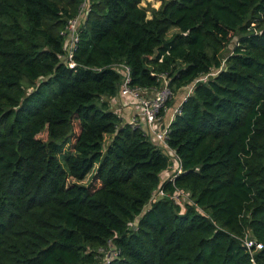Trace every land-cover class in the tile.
Instances as JSON below:
<instances>
[{
	"label": "trees",
	"instance_id": "16d2710c",
	"mask_svg": "<svg viewBox=\"0 0 264 264\" xmlns=\"http://www.w3.org/2000/svg\"><path fill=\"white\" fill-rule=\"evenodd\" d=\"M142 1L0 0V264H264V0Z\"/></svg>",
	"mask_w": 264,
	"mask_h": 264
},
{
	"label": "built area",
	"instance_id": "2783aa9c",
	"mask_svg": "<svg viewBox=\"0 0 264 264\" xmlns=\"http://www.w3.org/2000/svg\"><path fill=\"white\" fill-rule=\"evenodd\" d=\"M82 9H84V5H82ZM82 17L83 16L78 15L74 20L69 21L67 28H66V31L69 34V38L71 40V43L67 46V52H68L69 57H71V51L73 50V43L77 41L76 31H77L78 21ZM70 66L73 67L74 65L71 63ZM122 69H124V72H125V82L122 84L121 92L123 94L130 95L131 97L139 100L140 105L142 106L145 124L152 131L151 133L155 141L164 145L166 134H167V129L166 128L162 129L161 127L158 126L157 113L159 109L162 108L163 105L165 104L164 102L166 101V99L168 100V98L171 96L170 92L168 91L166 87H164L160 90L162 91L160 94L152 98H146L142 96V91L130 90L127 87L126 83L128 82V71H127L128 69L124 67ZM178 172L180 171L178 170ZM162 195L163 193L161 191H157L153 195V197L156 198V196H162ZM176 199L178 200L177 197ZM244 246L247 249V251L250 253V255H253L254 252L262 249L261 244L256 243L249 238H246L244 240ZM108 256L110 257V255Z\"/></svg>",
	"mask_w": 264,
	"mask_h": 264
},
{
	"label": "crops",
	"instance_id": "0c3cea01",
	"mask_svg": "<svg viewBox=\"0 0 264 264\" xmlns=\"http://www.w3.org/2000/svg\"><path fill=\"white\" fill-rule=\"evenodd\" d=\"M142 7H144V6H142ZM189 93H190V90H186L185 94L179 96V101L178 102L180 103L181 100L183 101L184 98ZM142 96H144L146 98H152V97L155 96V91H150V92L144 91ZM179 103H176V101H175L174 105L172 104V106H170V108H167V110L164 112V114H160V117L158 118V126L159 127H161L162 125H167V122L169 121V119L171 117V112L170 111H173L174 108L176 107V104L178 105ZM110 107H111V109L114 112H116L124 120V122L129 123V124H133V123L134 124H138V123H140V125L143 128V130L146 131L145 133L150 137L152 142L154 144H157L155 139H154V137H153V135H152V133H151L152 131L145 124V119H144V116H143L142 106L140 105V102H139L138 99H135V98L131 97L130 95L123 94L122 92H119L114 98H112L110 100ZM171 119H172V117H171ZM166 150H167L166 151L167 154H170V151L168 149H166ZM175 168H176V165L173 166V169H175ZM162 174H161L162 176L160 175V177H161L160 179L163 181V180H165L166 178H168L172 174V171L171 170L170 171H165Z\"/></svg>",
	"mask_w": 264,
	"mask_h": 264
},
{
	"label": "rangeland",
	"instance_id": "374dc122",
	"mask_svg": "<svg viewBox=\"0 0 264 264\" xmlns=\"http://www.w3.org/2000/svg\"><path fill=\"white\" fill-rule=\"evenodd\" d=\"M160 3H161V0H143V2H142V6H144L146 9H149V8H158L159 7V5H160ZM148 13H149V11H148ZM230 53V48H228V49H226L225 50V52H224V55H228ZM191 89V87H189V88H185V89H183V90H180L175 96H174V98L173 99H171V100H169L173 105H174V103H175V101H176V103H179L178 101H179V96L180 95H183V94H185L186 93V90H190ZM162 91H158V92H156L155 91V96L156 95H158V94H160ZM180 93V94H179ZM142 94H143V92H142ZM168 101V102H169ZM182 102V100L180 101V103ZM165 104L167 103V99H166V101L164 102ZM180 103L177 105L176 104V107L174 108V110L173 111H170L171 112V117L175 114V112L177 111V109H178V107L180 106ZM172 104H171V106H172ZM168 108H170V107H168ZM171 117H170V119H171ZM170 119H169V121H170ZM168 121V122H169ZM168 122H167V124H168ZM76 132H77V130H76ZM40 138L41 139H43V140H45V138H46V135L45 134H42L41 136H40ZM164 153H166L167 154V152L166 151H164ZM163 175V174H162ZM161 175V176H162ZM87 180V179H86ZM86 180H84L83 182H86Z\"/></svg>",
	"mask_w": 264,
	"mask_h": 264
}]
</instances>
